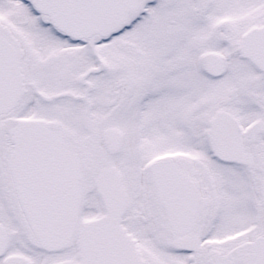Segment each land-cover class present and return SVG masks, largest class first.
<instances>
[{"label": "snow or ice", "instance_id": "snow-or-ice-1", "mask_svg": "<svg viewBox=\"0 0 264 264\" xmlns=\"http://www.w3.org/2000/svg\"><path fill=\"white\" fill-rule=\"evenodd\" d=\"M0 264H264V0H0Z\"/></svg>", "mask_w": 264, "mask_h": 264}]
</instances>
